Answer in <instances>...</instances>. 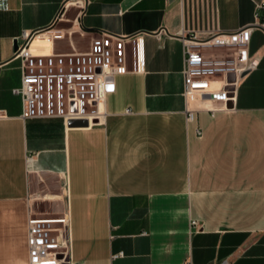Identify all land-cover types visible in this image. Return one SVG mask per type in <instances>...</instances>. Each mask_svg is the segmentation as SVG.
<instances>
[{"label": "crops", "instance_id": "obj_1", "mask_svg": "<svg viewBox=\"0 0 264 264\" xmlns=\"http://www.w3.org/2000/svg\"><path fill=\"white\" fill-rule=\"evenodd\" d=\"M70 0H0V264H29L27 219L69 216L71 264H264V30L256 70L234 112L187 121L184 36L202 39L264 22V0H86L33 40V55L87 50L102 34L143 32L145 74L115 77L104 121L21 118L15 42L45 29ZM192 221L198 225L191 226Z\"/></svg>", "mask_w": 264, "mask_h": 264}, {"label": "built area", "instance_id": "obj_2", "mask_svg": "<svg viewBox=\"0 0 264 264\" xmlns=\"http://www.w3.org/2000/svg\"><path fill=\"white\" fill-rule=\"evenodd\" d=\"M71 5L80 10V15L86 0L65 2L50 26L24 34L18 41L13 59L21 62V84L12 93L21 98L23 120L58 118L66 126L83 123L80 127L89 129L103 123V101L115 91L116 76L145 74L144 33L102 34L84 51L33 55L29 50L33 40L53 44L64 38L58 25ZM263 6L264 3L257 7ZM255 28L264 30V22H258L257 15L254 24L234 32H214L202 39L195 34L182 38L183 97L188 122L197 109L213 105H221L226 112L235 111L241 81L259 64L249 53ZM196 225L197 221L191 222V226ZM69 227L66 212L58 218L29 212V264H71Z\"/></svg>", "mask_w": 264, "mask_h": 264}, {"label": "rangeland", "instance_id": "obj_3", "mask_svg": "<svg viewBox=\"0 0 264 264\" xmlns=\"http://www.w3.org/2000/svg\"><path fill=\"white\" fill-rule=\"evenodd\" d=\"M62 211H60L59 213H54V212H45V213H39L37 215L43 216V217H48V218H58L60 216L63 215V206H62Z\"/></svg>", "mask_w": 264, "mask_h": 264}, {"label": "water", "instance_id": "obj_4", "mask_svg": "<svg viewBox=\"0 0 264 264\" xmlns=\"http://www.w3.org/2000/svg\"><path fill=\"white\" fill-rule=\"evenodd\" d=\"M17 45H18V42L16 41V42H15V45H14V50H16ZM80 124L83 125V123H80Z\"/></svg>", "mask_w": 264, "mask_h": 264}]
</instances>
